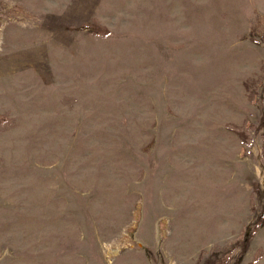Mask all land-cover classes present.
<instances>
[{"label": "rangeland", "instance_id": "374dc122", "mask_svg": "<svg viewBox=\"0 0 264 264\" xmlns=\"http://www.w3.org/2000/svg\"><path fill=\"white\" fill-rule=\"evenodd\" d=\"M0 264H264V0H0Z\"/></svg>", "mask_w": 264, "mask_h": 264}, {"label": "bare ground", "instance_id": "6f19581e", "mask_svg": "<svg viewBox=\"0 0 264 264\" xmlns=\"http://www.w3.org/2000/svg\"><path fill=\"white\" fill-rule=\"evenodd\" d=\"M229 24H230V22H229ZM234 33H235V32H234ZM210 43H211V42H210ZM207 57H208V56H207ZM253 57H254V56H253ZM250 58H251V57H250ZM211 60H212V59H211ZM251 60H252V59H251ZM251 62H252V61H251ZM253 63H254V62H253ZM243 64H244V63H243ZM229 65H230V64H229ZM218 67H219V66H218ZM223 69H224V68H223ZM223 73H224V72H223ZM202 78H203V77H202ZM205 139H206V138H205ZM209 143H210V142H209ZM204 146H205V145H204ZM204 146H203V147H204ZM214 147H215V146H214ZM214 149H215V148H214ZM202 150H203V149H202ZM198 151H199V150H198ZM198 151H197V152H198ZM201 152H202V151H201ZM188 153H189V152H188ZM192 153H193V152H192ZM210 153H211V152H210ZM197 154H198V153H197ZM203 154H204V153H203ZM192 155H193V154H192ZM206 155H207V154H206ZM203 157H204V156H203ZM203 157H202V158H203ZM198 158H199V157H198ZM200 159H201V158H200ZM214 159H215V158H214ZM195 161H196V160H195ZM200 161H201V160H200ZM197 163H198V162H197ZM205 163H206V162H205ZM216 163H217V162H216ZM213 164H214V163H213ZM213 164H212V165H213ZM196 166H197V165H196ZM200 166H201V164H200ZM209 166H210V165H209ZM196 168H197V167H196ZM198 168H199V167H198ZM209 169H210V168H209ZM218 169H219V168H218ZM207 171H208V170H207ZM172 172H173V171H172ZM191 172H192V171H191ZM195 172H196V171H195ZM222 172H224V171H222ZM203 173H204V172H203ZM206 173H208V172H206ZM206 173H205V174H206ZM217 173H218V172H217ZM218 174H220V172H219ZM200 175H201V174H200ZM202 176H204V174H203ZM202 176H201V177H202ZM211 176H212V175H211ZM197 178H198V177H197ZM216 178H217V177H216ZM221 178H222V177H221ZM221 178H220V179H221ZM184 179H185V178H184ZM202 179H203V178H202ZM202 179L200 178V180H202ZM214 179H215V178H214ZM226 179H227V178H226ZM176 180H177V179H176ZM176 180H175V181H176ZM179 180H180V179H179ZM189 180H190V179H189ZM203 180H204V179H203ZM206 180H207V179H206ZM184 181H185V180H184ZM179 182H180V181H179ZM191 182H192V181H191ZM200 182H202V181H200ZM205 182H206V181H205ZM207 182H208V180H207ZM214 182H215V181H214ZM168 183H169V182H168ZM177 183H178V182H177ZM197 183H198V181H197ZM175 184H176V183H175ZM225 184H226V183H225ZM201 185H202V184H201ZM211 185H212V184H211ZM173 186H174V185H173ZM181 186H182V185H181ZM199 186H200V185H199ZM199 186H198V187H199ZM201 188H202V187H201ZM210 188H211V187H210ZM180 189H181V188H180ZM182 190H183V189H182ZM187 190H188V189H187ZM191 190H192V189H191ZM170 191H171V190H170ZM175 191H176V190H175ZM202 191H203V190H202ZM174 193H175V192H174ZM192 193H193V192H192ZM167 194H168V193H167ZM172 194H173V193H172ZM177 194H178V193H177ZM177 194H176V196H178ZM179 194H180V193H179ZM196 194H197V193H196ZM200 194H201V193H200ZM205 194H206V193H205ZM180 195H181V194H180ZM194 195H195V194H194ZM208 195H209V194H208ZM213 195H214V194H213ZM168 196H169V195H168ZM176 196H175V197H176ZM186 196H187V195H186ZM208 197H209V196H208ZM171 198H172V197H171ZM189 198H190V197H189ZM224 198H225V197H224ZM199 199H200V198H199ZM199 199H198V200H199ZM181 200H182V198H181ZM224 200H225V199H224ZM176 201H177V200H176ZM209 201H210V200H209ZM219 201H220V200H219ZM204 203H205V202H204ZM180 206L182 207L183 205H180ZM184 206H185V205H184ZM222 206H223V205H222ZM174 207H175V206H174ZM186 207H187V206H186ZM212 208H213V207H212ZM221 208H222V207H221ZM206 209H208V208H206ZM215 209H216V208H215ZM191 210H192V209H191ZM200 210H201V208H200ZM198 212H199V211H198ZM178 215H179V214H178ZM180 215H181V214H180ZM184 216H185V215H184ZM196 217H197V216H196ZM191 218H192V217H191ZM194 218H195V217H194ZM183 220H184V219H183ZM196 220H197V219H196ZM187 222H188V221H187ZM211 222H212V221H211ZM196 223H197V221H196ZM189 224H191V223H189ZM179 227H180V226H179ZM188 227H189V226H188ZM191 227H192V226H191ZM205 227H206V226H205ZM177 228H178V227H177ZM196 228H197V226H196ZM194 229H195V228H194ZM199 229H200V227H199ZM197 230H198V228H197ZM182 231H183V230H182ZM193 232H194V231H193ZM181 233H182V232H181ZM190 233H191V232H190ZM199 236H200V235H199ZM193 237H194V236H193ZM190 239H192V238H190ZM194 239H195V238H194ZM180 248H181V247H180Z\"/></svg>", "mask_w": 264, "mask_h": 264}]
</instances>
